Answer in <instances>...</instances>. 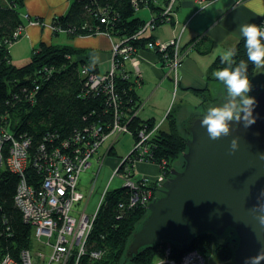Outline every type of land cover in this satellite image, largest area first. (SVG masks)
I'll return each mask as SVG.
<instances>
[{
  "label": "trees",
  "instance_id": "1",
  "mask_svg": "<svg viewBox=\"0 0 264 264\" xmlns=\"http://www.w3.org/2000/svg\"><path fill=\"white\" fill-rule=\"evenodd\" d=\"M170 1L71 0L68 11L54 18L52 23L57 28L54 32L58 34L59 31H65L71 37L108 33L118 41L130 40L138 50L147 46L148 42L156 41L144 34L134 35L147 22L154 23L155 27L151 30L165 23L168 17L163 12ZM23 8L24 0H0V129H7L18 137L23 134L31 138L30 153L33 159L38 156V147L42 143L56 145L95 125L101 127L103 133H109L114 124L115 104L110 101V95L90 91L86 85L82 70L89 68L93 73H97V70L87 63L84 56H80V50L70 45L42 42L33 50L28 63L22 66L13 63L10 46L5 41L19 26L25 25ZM144 8L157 15L149 20L139 17L138 11ZM258 26L260 29V24ZM261 43L264 44L263 37ZM234 49L233 68L241 60L245 61L251 81L260 67L248 61L244 38ZM162 54L165 55L164 52ZM167 54L171 55L170 48ZM164 59L167 61L165 56ZM124 66L122 62L118 65L123 72L115 77L114 90L120 99L119 108L125 113L121 123L128 127L135 144L140 140V132L151 131L156 123L153 119L143 121L135 115L140 106L139 98L128 81L129 77H123L128 74ZM225 67L228 65L221 63L220 57L213 64L215 69ZM188 138V132L185 137L178 128L176 118H169V129H157L146 142L149 150L145 158L163 165L164 172L169 176L172 163L187 150ZM134 159L133 154H130L123 161L119 173H130L137 178ZM27 175L28 178L32 176L30 179L43 178L37 175L32 166L28 168ZM18 183L19 175L7 167L0 169L1 258L9 255L19 259L22 249H32L34 246L33 226L25 223L15 205ZM148 187L155 189L151 185ZM132 194L133 191L125 185L107 192L89 236L87 251L79 264H123L130 238L148 214L147 204L138 202L131 205ZM119 204H123V208ZM235 237V233L229 229L221 237L213 232L202 233L190 241L187 247L168 242L157 243L146 247L124 264H152L157 257L164 256L168 245H171L175 258L181 257L186 251L198 250L207 259L215 250L220 264H235ZM92 252H100V257L94 258ZM73 263L72 260L70 264Z\"/></svg>",
  "mask_w": 264,
  "mask_h": 264
},
{
  "label": "crops",
  "instance_id": "2",
  "mask_svg": "<svg viewBox=\"0 0 264 264\" xmlns=\"http://www.w3.org/2000/svg\"><path fill=\"white\" fill-rule=\"evenodd\" d=\"M70 3L71 0H24L26 27L22 37L10 47L14 64L22 66L28 63L33 50L42 42L56 44L54 37L65 31L55 34L51 23L55 17L68 11ZM156 15L150 11L149 18L144 19L149 20ZM263 17L264 0H176L172 21L148 30L144 36L168 43L182 31L185 56L178 68L177 79L169 72V63L157 48L140 47L123 67L128 73L123 77H129L128 81L139 98L138 118L145 121L154 119L156 126L168 130L169 118H183L181 120L185 123L192 116L205 115L209 107L222 106L227 100V89L214 77L218 69L213 68V64L244 38L238 30L240 24L258 25ZM31 19H41L43 23L30 24ZM68 37L66 45L80 50V56H84L98 74L110 70L115 38L106 33ZM256 81L264 83V67L258 69L254 83ZM176 99L177 110L176 103L171 106ZM108 149L102 148L100 154L109 152ZM117 163L113 157L106 158L109 168L114 169ZM134 169L137 177L156 179L162 174L153 162H136Z\"/></svg>",
  "mask_w": 264,
  "mask_h": 264
},
{
  "label": "built area",
  "instance_id": "3",
  "mask_svg": "<svg viewBox=\"0 0 264 264\" xmlns=\"http://www.w3.org/2000/svg\"><path fill=\"white\" fill-rule=\"evenodd\" d=\"M175 1L171 0L165 7L163 13L168 17L167 20L173 13ZM25 18L28 19V16ZM30 24L42 23L30 20ZM25 27L26 25L19 26L5 43L11 47L22 37ZM154 27L153 22H147L134 37L141 36ZM51 28L53 31L57 29L52 24ZM260 31H264V19L260 24ZM120 41L119 44L113 45L112 65L108 72L98 74L91 72L89 68L82 70L90 91L110 95V101L115 104L114 124L109 133H103L102 128L95 125L60 144L48 147L46 143H42L38 147V156L33 159L30 153L31 138L23 134L18 137L7 129H0V167L5 164L10 171L19 175L14 198L15 205L20 210L25 223L33 226L34 246L36 242L39 243L38 252L34 253L33 249L27 248L19 255V259L5 256L8 264H42L41 258L42 260L47 258L44 264H70L72 260L73 264H79L81 257L86 253L89 236L101 205L92 215L87 214L86 209L81 211L76 208L81 197L78 191L80 175L87 168L90 160L100 153L103 142L109 135L116 134L118 137L128 130V127L121 123L125 113L118 105L120 99L114 90L115 77L121 71L118 67L119 63L126 64L131 61L132 54L137 49L133 47L130 40ZM147 46L165 53L169 71L173 72L177 79V70L185 56L180 36L168 43L148 42ZM169 48L170 56L167 54ZM159 127V125L155 126L147 134L144 130L140 132V140L135 142L130 153L135 157L133 167L136 162H153L145 158L149 150L146 142ZM31 166L38 175L43 177L42 179H30L32 176L28 178V168ZM117 172L119 173V169L115 171V174ZM163 173L156 179L143 176L136 178L130 173L124 174L127 181L126 188L133 191L131 205L138 202L148 205L151 202L149 201L151 193H155L159 183L162 184L168 177L165 172ZM148 185L154 186L155 189H150ZM119 207L123 208V204H119ZM167 247V254L169 255L170 252L172 254L171 245ZM92 256L98 258L100 252H92ZM165 262L208 264L206 257L198 250L186 251L179 258L171 256V259Z\"/></svg>",
  "mask_w": 264,
  "mask_h": 264
},
{
  "label": "water",
  "instance_id": "4",
  "mask_svg": "<svg viewBox=\"0 0 264 264\" xmlns=\"http://www.w3.org/2000/svg\"><path fill=\"white\" fill-rule=\"evenodd\" d=\"M249 95L256 99V122L248 128L231 122L228 137L211 140L200 126L203 116L191 117L187 150L156 188L124 260L157 243L187 247L202 233L221 237L230 229L236 235L235 264L252 257L264 264V84ZM233 138H239L234 153Z\"/></svg>",
  "mask_w": 264,
  "mask_h": 264
},
{
  "label": "clouds",
  "instance_id": "5",
  "mask_svg": "<svg viewBox=\"0 0 264 264\" xmlns=\"http://www.w3.org/2000/svg\"><path fill=\"white\" fill-rule=\"evenodd\" d=\"M238 30L244 37L248 61L258 68L264 67V44L261 43L264 31H260L259 26L251 23L240 24ZM235 55L236 50L234 48L226 50L220 60L228 67L218 69L213 74L216 79L226 86L227 100L222 106L209 107L207 113L201 118L200 126L206 129L211 140L230 136L231 122H242L245 128L256 122V117L253 115L256 99L249 95L252 85L247 75L248 64L241 60L233 68ZM238 141L239 138L231 140L230 149L232 153L238 148ZM260 219L264 223V216ZM246 264H257V258H249Z\"/></svg>",
  "mask_w": 264,
  "mask_h": 264
},
{
  "label": "rangeland",
  "instance_id": "6",
  "mask_svg": "<svg viewBox=\"0 0 264 264\" xmlns=\"http://www.w3.org/2000/svg\"><path fill=\"white\" fill-rule=\"evenodd\" d=\"M149 13H150V10L148 8H144V9H140L137 14H138L139 17L149 18L148 17ZM172 14H171V16H172ZM171 16H170L169 20L165 21V23L166 22H171L170 21L171 20ZM263 19H264V17L262 18V20ZM262 20L258 24H261ZM33 21H38L40 23H43V21L41 19H35ZM107 35H109V34L107 33ZM68 36H70V35H68V33L62 32V34H60L59 36L54 37L55 38L54 42L57 45L65 46L69 42V40H68L69 37ZM179 36H180V39H181L182 31L174 39L178 38ZM174 39H172V40H174ZM172 40H170V41H172ZM115 41H118V39L115 40ZM120 42H121L120 40L118 42H114L113 45H117ZM195 43L193 45V48L196 45ZM136 51L132 54V57L136 53ZM178 70H177V75H178ZM170 73H172L174 75L173 72H170ZM256 76H257V73H256L255 77L251 80L252 90L254 89V87L257 84H264L263 81H256L257 83H254L255 79H256ZM177 102H178L177 99H176V101L171 102V103H173L171 106H173L174 103H176L175 104V106H176ZM177 108L178 107L176 106L175 110H177ZM200 111H202V110H200ZM137 113L138 112H136V114ZM137 117H138V115H137ZM181 119H183V118H176L177 125H178V128H180L181 133L183 135H185V137H186L187 136V132H186L187 128L186 127L188 125H186L185 128H183V130H182L181 129L182 128V124L181 123H184V122ZM143 121H145V120H143ZM151 131H147L146 130L145 132L147 134V133H149ZM154 134H155V132L153 133V135ZM152 136L150 135V137H152ZM150 137H149V140H150ZM64 141H66V140H63V141H61V142H59L57 144H60V143H62ZM47 146L49 147L50 144H47ZM133 147H134V139H133L132 133L129 130L125 131L124 133H122L118 137H117L116 134H111L104 140L101 149L102 148L103 149L109 148L108 149L109 152L106 151L105 154L103 153L102 155L99 153L97 156L92 158L90 160V163L87 166V168L81 173L80 181H79V190H78L79 194L81 195V197H80L79 203L76 204V208L80 209L81 211L86 209L87 214L92 215L97 210L98 206L103 204V202H105V197H106V194H107V192L109 190H114V189L126 184L127 181H126V177L124 176V174H120L118 172H117V174H115V171L117 169H120V167L122 165V161L126 157H128L130 155ZM107 157H113V158H115L118 161L117 165L115 167L113 166L114 169L113 168H109L108 165L106 164V158ZM178 160H180V158L176 159L172 163V165ZM157 165L159 166L160 170L163 173L165 171L164 166L163 165H159V164H157ZM6 167L7 166L5 164H3V166H1L0 169L6 168ZM151 194L152 195L149 198V201H151L156 196V192L155 193H151ZM85 206H87V207L85 208ZM32 249H33L34 253L38 252L39 251V243L36 242L35 246H33ZM24 250H25V248L20 251L19 255L22 254L24 252ZM41 250L43 251V249H41ZM167 250H168V247L166 246L165 250H164V256L162 258L157 257L153 261L152 264H168L167 262H165V260L171 259L172 254L170 252V254L168 255L167 254ZM4 257H2V258H4ZM2 258L0 257V263L3 262L2 264H8L7 257L4 258L5 260L2 259ZM46 259L47 258H44L42 260V258H41L42 264H44L46 262ZM207 259H208V264H220L219 257H218V255H217L215 250L212 252L211 255H209L207 257ZM126 261L127 260H124V258H123V260H122L123 264Z\"/></svg>",
  "mask_w": 264,
  "mask_h": 264
},
{
  "label": "flooded vegetation",
  "instance_id": "7",
  "mask_svg": "<svg viewBox=\"0 0 264 264\" xmlns=\"http://www.w3.org/2000/svg\"><path fill=\"white\" fill-rule=\"evenodd\" d=\"M200 116H204V115H200ZM195 117H199V116H195ZM195 117H193V118H195ZM193 118L187 119L186 122L183 123V126H182L181 129L183 130V128H185V126L188 125V126L186 127V128H187V129H186V132H188L190 121H191ZM182 164H183V163H182Z\"/></svg>",
  "mask_w": 264,
  "mask_h": 264
}]
</instances>
